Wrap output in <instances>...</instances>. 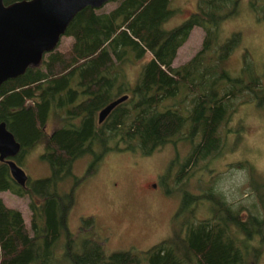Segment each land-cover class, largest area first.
I'll return each instance as SVG.
<instances>
[{"label":"trees","instance_id":"1","mask_svg":"<svg viewBox=\"0 0 264 264\" xmlns=\"http://www.w3.org/2000/svg\"><path fill=\"white\" fill-rule=\"evenodd\" d=\"M213 1L208 0V4ZM237 3L234 0L227 9L215 12L200 4L199 11L170 28L163 24L173 13L169 0H119L108 11L87 5L65 30L64 36L71 37L67 47L57 45L39 63L28 65L22 74L0 84V121H5L22 145L18 162L45 134L51 109H60L65 120L46 138L42 156L50 163L49 176L27 179L22 186L11 176L8 164L0 160V191L28 196L31 210L28 226L23 213L0 197V264H51L63 236L64 257L72 264H246L250 253L255 259L260 249L251 239L256 234L264 236L263 185H255L259 204H252L254 211L248 207L245 218L241 217L242 206L229 203L212 184L200 194L184 188L169 235L148 248L110 253L96 235L78 245L68 227L77 182L68 190L58 187L73 160L91 151L94 160L87 174L111 149H139L148 154L168 141L189 138L191 148L178 178L190 160L217 155L222 146L220 124L239 103L264 93L262 77L250 59H243L247 74L233 76L221 67V54L217 55L221 51L215 42L219 26L237 11ZM194 26L205 33L201 48L182 64L173 65L178 48ZM212 49L216 59L207 54ZM147 52L150 58L136 84L130 87L121 81L117 85L116 61L130 55L140 59ZM185 88L189 106L177 99ZM125 93L128 97L98 122V110ZM200 200L209 203L210 213L197 218L196 203ZM81 225L90 229L94 218H83Z\"/></svg>","mask_w":264,"mask_h":264},{"label":"rangeland","instance_id":"2","mask_svg":"<svg viewBox=\"0 0 264 264\" xmlns=\"http://www.w3.org/2000/svg\"><path fill=\"white\" fill-rule=\"evenodd\" d=\"M233 1L214 0L208 4V0H169L168 8L173 13L163 24L167 28L179 24L199 8V2L209 12H215L227 9ZM118 2L110 0L96 10L108 11ZM204 34L200 26H194L187 40L178 48L173 65L182 64L199 50ZM230 38L233 40L228 44ZM70 40L71 37L63 35L58 47H67ZM215 42L221 48L217 55L221 54L220 63L224 70L233 76L246 75L243 59H250L264 85V0H238L237 11L221 21ZM207 54L216 59L213 49L208 50ZM209 56L208 61L211 60ZM149 58L150 52H147L140 59L130 55L124 61H116L114 73L117 85L123 81L133 87L143 64ZM186 95L189 96L187 88L178 94L177 99L184 100L183 104L189 106ZM261 96L264 93L258 92L257 98L239 103L232 109L219 126L222 146L217 155L190 160L184 166L181 178L177 175L191 148L189 138L168 141L148 154L139 149H111L89 174L87 171L93 164L94 151L76 157L58 187L68 190L71 184L77 182L75 202L68 215V227L78 245L83 242L84 236L96 235L106 253L148 248L171 233V223L184 196V188L200 194L212 184L229 203L241 205V217H247L248 207L254 211L252 204L258 200L259 191L255 185L257 188L259 185L264 186V99ZM237 100L240 101V98ZM55 111H49L45 134L39 141L29 148L19 162L15 157L29 180L51 174L50 163L42 156L46 138L54 128L65 123L61 110L56 108ZM74 120L76 123L79 121L76 118ZM93 149L98 148L94 146ZM260 188L264 194V187ZM0 197L7 205L19 209L29 226L30 198L9 190L0 191ZM208 204L206 200L196 203L197 218L210 213ZM88 216L94 218V225L90 229H83L80 224ZM64 241L65 236L60 238L51 264H72L64 257ZM251 242L260 250L255 259L250 253L246 264H264V236L256 234Z\"/></svg>","mask_w":264,"mask_h":264},{"label":"water","instance_id":"3","mask_svg":"<svg viewBox=\"0 0 264 264\" xmlns=\"http://www.w3.org/2000/svg\"><path fill=\"white\" fill-rule=\"evenodd\" d=\"M110 0H0V84L22 74L28 65L37 64L46 52L53 50L64 35L74 15L89 5L99 8ZM122 94L98 110L102 122L112 108L125 100ZM21 143L0 121V160H4L13 179L24 186L28 176L14 158Z\"/></svg>","mask_w":264,"mask_h":264},{"label":"flooded vegetation","instance_id":"4","mask_svg":"<svg viewBox=\"0 0 264 264\" xmlns=\"http://www.w3.org/2000/svg\"><path fill=\"white\" fill-rule=\"evenodd\" d=\"M200 4H201V3L199 2V7H200ZM199 10H200V8H198L196 11H199ZM193 12H195V11H193ZM188 15H189V14H188ZM17 155H18V154H17ZM17 155H16V156H17ZM16 156H15V157H16ZM15 157H14V158H15ZM151 184L153 185L154 182H151ZM80 225H81V224H80ZM81 227L83 228L82 225H81ZM84 237H85L84 239L88 238L87 236H84ZM89 237H90V236H89Z\"/></svg>","mask_w":264,"mask_h":264}]
</instances>
